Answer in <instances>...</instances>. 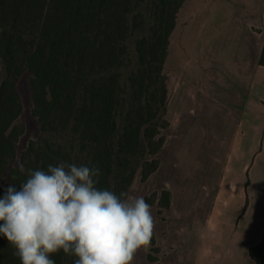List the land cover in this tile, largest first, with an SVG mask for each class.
Instances as JSON below:
<instances>
[{
  "label": "trees",
  "instance_id": "16d2710c",
  "mask_svg": "<svg viewBox=\"0 0 264 264\" xmlns=\"http://www.w3.org/2000/svg\"><path fill=\"white\" fill-rule=\"evenodd\" d=\"M185 0H0V179L15 158L21 105L15 82L30 74L33 115L42 137L20 162L47 170L61 161L96 165L98 188L118 196L153 158L167 128L163 75L168 40ZM258 64L264 66V48ZM45 136L54 140H46ZM8 168L10 186L27 179ZM0 190V198L4 196ZM0 235V264H20ZM264 264V234L248 249ZM56 264H74L61 250Z\"/></svg>",
  "mask_w": 264,
  "mask_h": 264
},
{
  "label": "rangeland",
  "instance_id": "374dc122",
  "mask_svg": "<svg viewBox=\"0 0 264 264\" xmlns=\"http://www.w3.org/2000/svg\"><path fill=\"white\" fill-rule=\"evenodd\" d=\"M239 2L243 3L185 0L177 12L162 71L168 126L160 132L162 145L153 157L157 169L147 178L137 173L127 192L143 196L156 220L148 251H138L133 264H226L230 260L242 264L238 254L229 257L228 250L217 249L221 245L210 234L209 219L228 156L234 151L243 91H248L245 85L243 91L233 90L226 74L232 72L230 61L241 54L239 41L232 38ZM247 2L252 14H258L261 0ZM30 77L23 72L15 82L21 111L14 124L21 134L14 145L15 158L0 179L3 193L10 186L8 168H16L28 144L42 137L33 115ZM243 161L237 164L239 169ZM246 174L251 177L250 214L243 223L264 225V152L247 164Z\"/></svg>",
  "mask_w": 264,
  "mask_h": 264
},
{
  "label": "clouds",
  "instance_id": "9594fccd",
  "mask_svg": "<svg viewBox=\"0 0 264 264\" xmlns=\"http://www.w3.org/2000/svg\"><path fill=\"white\" fill-rule=\"evenodd\" d=\"M17 167L28 178L0 198V235L20 264H56L51 257L61 250L74 264H133L138 251H148L156 227L151 206L143 196L98 188V166Z\"/></svg>",
  "mask_w": 264,
  "mask_h": 264
},
{
  "label": "crops",
  "instance_id": "0c3cea01",
  "mask_svg": "<svg viewBox=\"0 0 264 264\" xmlns=\"http://www.w3.org/2000/svg\"><path fill=\"white\" fill-rule=\"evenodd\" d=\"M242 1V4H237L241 11L232 32L236 35H232L234 41H239L241 54L230 61L232 72L226 74L233 90L243 91L241 86L245 85L248 91H243L238 113V135H234V149L231 147L234 151L231 150L228 156L209 219L212 223L210 234L215 236V243L221 245L217 249L224 253L228 250L229 257L238 254L242 264H254L248 249L261 241L264 225L250 220L244 224L243 221L250 214L248 188L251 177L247 176L246 167L264 152V66L258 64L264 48V0H261L258 14H252L250 2ZM242 161L243 167L239 169L237 164ZM226 264L233 263L230 260Z\"/></svg>",
  "mask_w": 264,
  "mask_h": 264
}]
</instances>
